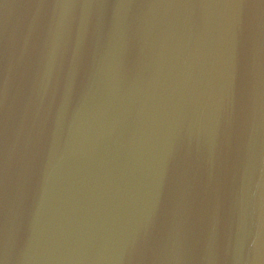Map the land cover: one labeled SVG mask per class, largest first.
I'll list each match as a JSON object with an SVG mask.
<instances>
[{"label":"water","instance_id":"1","mask_svg":"<svg viewBox=\"0 0 264 264\" xmlns=\"http://www.w3.org/2000/svg\"><path fill=\"white\" fill-rule=\"evenodd\" d=\"M0 264H264V0H0Z\"/></svg>","mask_w":264,"mask_h":264}]
</instances>
